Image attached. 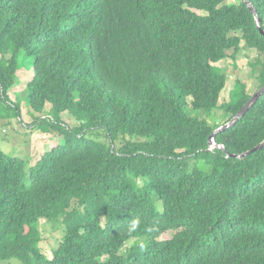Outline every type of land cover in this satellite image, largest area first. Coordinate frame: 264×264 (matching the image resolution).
Masks as SVG:
<instances>
[{
	"label": "trees",
	"instance_id": "obj_1",
	"mask_svg": "<svg viewBox=\"0 0 264 264\" xmlns=\"http://www.w3.org/2000/svg\"><path fill=\"white\" fill-rule=\"evenodd\" d=\"M250 2L264 28V0ZM243 44L260 89L264 35L245 0H0V102L20 115L9 91L34 58L27 104L64 140L29 175L0 146V260L264 264V147L235 156L264 141V94L210 145L253 96L239 82L220 104L215 65ZM220 106L224 123L188 112ZM42 220L61 228L52 257Z\"/></svg>",
	"mask_w": 264,
	"mask_h": 264
},
{
	"label": "rangeland",
	"instance_id": "obj_2",
	"mask_svg": "<svg viewBox=\"0 0 264 264\" xmlns=\"http://www.w3.org/2000/svg\"><path fill=\"white\" fill-rule=\"evenodd\" d=\"M234 1L236 0H229V2ZM258 57L256 49H250L243 44L240 51L235 53L234 50H231L225 60L215 65L218 72L227 74V84L221 94L220 104L237 102L242 91L240 83L246 85L249 94L254 95L258 92L260 86L258 77L261 68L260 65L256 66ZM260 60L264 61V58L261 57ZM21 62L25 67L19 72V84L9 91L11 101L20 102V115L17 116L14 109L7 108L5 103L0 102V146L8 155L24 159L26 161L25 171L29 175L31 167L39 161L43 153L63 143L64 140L59 134H46L42 132L35 123L27 104L28 93H24L27 83L34 75L33 68L30 70L31 72L27 68L29 64L34 63V58H29L25 54H22ZM188 112L191 115L205 118L211 124L222 123L227 120L224 108L221 106L212 112L192 108L188 109ZM62 119L72 127L77 126L76 119L69 112L63 113ZM94 133H89L88 136L91 137ZM58 227L59 225L47 222L46 220H42L40 224V229L44 235L41 247L43 252L49 257L53 256V249L60 238L61 228ZM133 244L134 242L130 241L127 243V247ZM123 252L126 253L125 250ZM0 264H24V262L17 257H13L0 260Z\"/></svg>",
	"mask_w": 264,
	"mask_h": 264
},
{
	"label": "water",
	"instance_id": "obj_3",
	"mask_svg": "<svg viewBox=\"0 0 264 264\" xmlns=\"http://www.w3.org/2000/svg\"><path fill=\"white\" fill-rule=\"evenodd\" d=\"M247 5L249 6V8L251 9V11L255 14L257 21H258V28L260 29L261 33L264 35V28L262 25V18L260 17L259 13L257 12L256 8L254 7V5L250 2V0H245ZM264 94V86L261 87L258 92L256 94H254L252 96V98L248 101V103L239 111V113L228 123L221 125L218 129H216V131L213 133L211 140H210V145L213 147H219V148H223L224 146L222 144H219L216 140V136L217 134L221 133L222 131L234 126L241 118H243V116L247 113V111L252 108L259 100V98ZM264 147V141L262 143H260L258 146H256L255 148L244 152V153H240V154H236L235 156L237 157H244L247 156L251 153H254L260 149H262Z\"/></svg>",
	"mask_w": 264,
	"mask_h": 264
}]
</instances>
